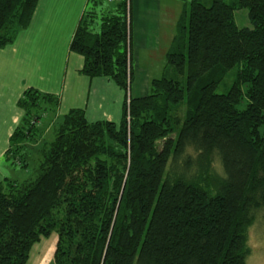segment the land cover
Returning <instances> with one entry per match:
<instances>
[{"label":"trees","instance_id":"trees-1","mask_svg":"<svg viewBox=\"0 0 264 264\" xmlns=\"http://www.w3.org/2000/svg\"><path fill=\"white\" fill-rule=\"evenodd\" d=\"M37 2L0 0V49L29 26ZM239 10L250 27H237ZM129 11V0H88L69 45L83 75L125 92L119 125L70 110L34 178L0 182V264H27L52 234L54 264H246L248 229L264 212V0H190L163 76L143 98L128 97ZM58 106L57 96L23 92L4 154L12 166L28 170V144Z\"/></svg>","mask_w":264,"mask_h":264},{"label":"crops","instance_id":"crops-1","mask_svg":"<svg viewBox=\"0 0 264 264\" xmlns=\"http://www.w3.org/2000/svg\"><path fill=\"white\" fill-rule=\"evenodd\" d=\"M87 2L38 0L29 26L17 34L12 44L0 49L2 167L11 164L4 154L10 147L9 138L23 119L17 101L26 89L33 88L59 98L53 125L74 109L84 111L89 123H120L123 105L127 102L125 92L107 78L90 79L83 75V58L69 50ZM185 5L175 0H130L133 77L128 97L147 96L151 83L160 79ZM4 179L15 180L0 174V182ZM56 242L55 234L41 239L32 247L29 258L33 249L39 248L34 264H54Z\"/></svg>","mask_w":264,"mask_h":264},{"label":"rangeland","instance_id":"rangeland-1","mask_svg":"<svg viewBox=\"0 0 264 264\" xmlns=\"http://www.w3.org/2000/svg\"><path fill=\"white\" fill-rule=\"evenodd\" d=\"M181 3H185L186 5L190 3V0H175ZM207 3L210 2V0H206ZM130 2V0H129ZM235 23L238 28H248L250 27L249 20H248V12L247 10H239L235 12L234 14ZM238 70V67L231 70L224 81L218 86L216 93L217 94H226L230 87L233 84V81L235 79V74ZM162 70H161V75ZM160 77V78H161ZM247 104L246 98H243L241 103L238 105V109L242 110L245 108ZM53 114H47L46 117L42 118L39 121V127L41 132V137L38 139L37 142L28 144V150L27 155L30 158V167L27 171L20 170L18 167H14L11 164L7 165L6 167H2L4 163L0 164V174L3 178H14L17 181H24L30 178H34V170L36 168L38 159L40 158V151L41 147L45 143H50L53 141ZM117 126L119 125L116 124ZM3 182V181H1ZM247 245L250 249V254L246 260V264H264V212H260L256 218V220L253 222V224L250 226L247 232ZM37 249L34 248L31 252L32 256L30 255V258L28 259L27 264H34V256L37 253ZM51 254V253H50ZM52 256V255H49ZM52 257H50L51 259Z\"/></svg>","mask_w":264,"mask_h":264}]
</instances>
